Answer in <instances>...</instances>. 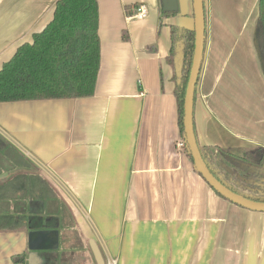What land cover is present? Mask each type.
<instances>
[{
    "label": "crops",
    "instance_id": "crops-1",
    "mask_svg": "<svg viewBox=\"0 0 264 264\" xmlns=\"http://www.w3.org/2000/svg\"><path fill=\"white\" fill-rule=\"evenodd\" d=\"M57 0H0V68L52 19ZM94 94L0 102V264H264V212L218 195L182 139L170 26L192 0H96ZM140 4L144 17L133 15ZM194 98L200 146L264 147L258 0H204ZM176 77V75H175Z\"/></svg>",
    "mask_w": 264,
    "mask_h": 264
},
{
    "label": "trees",
    "instance_id": "trees-1",
    "mask_svg": "<svg viewBox=\"0 0 264 264\" xmlns=\"http://www.w3.org/2000/svg\"><path fill=\"white\" fill-rule=\"evenodd\" d=\"M160 13L165 17L176 14L162 8ZM258 13V39L264 61V0H258ZM97 26L96 0H57L50 22L32 35L31 42L20 45L0 68V102L93 95L100 66ZM170 37L171 61L178 47L183 48L180 80L177 81L174 75L178 127L183 139V97L193 52L194 31L170 26ZM199 149L217 179L237 193L264 201V147L223 149L199 145ZM185 152L191 159L186 149ZM241 164L245 167H240ZM256 169L261 172L257 173ZM5 218L0 216V228H5ZM25 257L24 253L16 255L13 263L25 264Z\"/></svg>",
    "mask_w": 264,
    "mask_h": 264
},
{
    "label": "water",
    "instance_id": "water-1",
    "mask_svg": "<svg viewBox=\"0 0 264 264\" xmlns=\"http://www.w3.org/2000/svg\"><path fill=\"white\" fill-rule=\"evenodd\" d=\"M161 4L163 11L168 12L177 9L176 0H161ZM192 15L194 21L192 28L194 31L193 52L183 97L182 115L183 140L185 143V149L188 151L192 159L194 169L218 195L242 208L251 211L264 212V201L254 200L241 193H237L217 179L206 165L200 152V144L198 145V140L195 134L193 111L196 84L203 61L206 40L204 0H192ZM173 62L175 75L177 81H179L183 68V48L181 46L176 50V53L173 57ZM89 245L96 264H105L96 244L93 241H90Z\"/></svg>",
    "mask_w": 264,
    "mask_h": 264
},
{
    "label": "built area",
    "instance_id": "built-area-1",
    "mask_svg": "<svg viewBox=\"0 0 264 264\" xmlns=\"http://www.w3.org/2000/svg\"><path fill=\"white\" fill-rule=\"evenodd\" d=\"M148 8L144 4H140L134 8L133 15L136 17H144L147 14ZM176 148H183L185 149V143L183 139H180L175 144ZM105 264H116V259L110 258L106 261Z\"/></svg>",
    "mask_w": 264,
    "mask_h": 264
},
{
    "label": "rangeland",
    "instance_id": "rangeland-1",
    "mask_svg": "<svg viewBox=\"0 0 264 264\" xmlns=\"http://www.w3.org/2000/svg\"><path fill=\"white\" fill-rule=\"evenodd\" d=\"M177 148H178V147H177ZM179 149H180V150H183V148H181V147H180V148H178V150H179ZM243 166H244V165H242V164L240 165V167H243ZM244 167H245V166H244ZM256 172H257V173H258V172H261V170H259V169H256ZM231 179H232V178H231Z\"/></svg>",
    "mask_w": 264,
    "mask_h": 264
}]
</instances>
